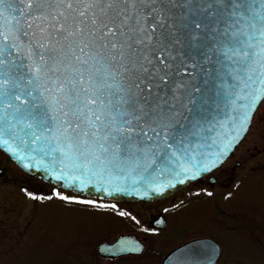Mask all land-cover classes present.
Wrapping results in <instances>:
<instances>
[{"label": "snow or ice", "instance_id": "6c2138e0", "mask_svg": "<svg viewBox=\"0 0 264 264\" xmlns=\"http://www.w3.org/2000/svg\"><path fill=\"white\" fill-rule=\"evenodd\" d=\"M262 105L264 0H0V150L76 189H53L68 206L116 209L84 193L148 197L207 175L264 121ZM31 254L75 253L41 238ZM220 254L193 238L168 256Z\"/></svg>", "mask_w": 264, "mask_h": 264}, {"label": "rangeland", "instance_id": "374dc122", "mask_svg": "<svg viewBox=\"0 0 264 264\" xmlns=\"http://www.w3.org/2000/svg\"><path fill=\"white\" fill-rule=\"evenodd\" d=\"M241 155L247 159L234 164ZM8 168V177L0 178V264H52L55 258L50 254H31L41 238L53 248L71 249L75 254L65 259L72 264H161L168 250L198 234L224 240L225 263L262 264L264 260L259 258V250L264 252L260 247L264 243V121L254 119L232 156L212 173L218 183L211 185L205 178L155 202L117 203L116 209L68 206L53 195V189L65 195L77 193L54 188L13 163ZM25 190L51 199H31ZM205 190L212 195H205ZM119 211L128 215L120 216ZM159 212L168 226L145 231L152 228L148 222ZM121 232L137 233L147 242L145 251L113 260L100 257L97 244L112 241Z\"/></svg>", "mask_w": 264, "mask_h": 264}, {"label": "water", "instance_id": "95a60500", "mask_svg": "<svg viewBox=\"0 0 264 264\" xmlns=\"http://www.w3.org/2000/svg\"><path fill=\"white\" fill-rule=\"evenodd\" d=\"M6 152V151H5ZM7 153V152H6ZM8 154V153H7ZM9 155V154H8ZM10 156V155H9ZM230 156V155H229ZM228 156V157H229ZM11 157V156H10ZM227 157V158H228ZM12 158V157H11ZM23 170H25L26 172L48 182V183H51V184H54L58 187H61V188H64V189H68V190H71V191H74V192H77L76 189H72V188H69V187H66L64 186L62 183H57L55 180H51L49 178H47L44 174L42 173H39V172H35V171H29L27 169H24L22 167V165H20L14 158H12ZM226 160V159H225ZM224 160V161H225ZM219 167V166H218ZM217 167V168H218ZM216 169V168H215ZM213 171V170H212ZM211 172V171H210ZM209 172V173H210ZM202 177V176H201ZM193 182V181H192ZM191 182H187L185 184H180V185H176L170 189H167L164 193H154L148 197H137L134 193H115L113 194L112 197H108L106 194L104 193H100V192H97L96 190H93L92 192H85L84 194L85 195H88V196H93V197H98V198H103V199H110V200H119V201H139V200H146V201H154V200H159V199H163L171 194H173L176 190H179L185 186H187L188 184H190ZM161 221V223L157 224L156 221ZM155 221V224L156 226L158 227H164V225H166V221L165 219L163 218V216H159L158 219ZM197 240L199 241H206L208 243H213L216 245L217 249L219 250L220 247H219V244L217 243V241L215 239H213L212 237H201V238H196ZM193 240V239H191ZM189 240V241H191ZM126 242L128 247L126 248L125 251L121 252V251H111L112 249H117L121 246V242ZM189 241L185 242L184 244L182 245H186L189 243ZM140 245L141 246V251L140 252H135V251H132V247L134 245ZM182 245H179L173 249H176V248H180ZM146 247V242L141 240L140 237L134 233V232H126V233H120L117 235V237L113 240V241H107V240H104V241H101L98 246H97V252L99 255L103 256V257H107V258H115V257H118V256H121V255H127V254H132V255H138V254H141L144 249ZM171 249V250H173ZM170 250V251H171ZM168 251L165 256L163 257L162 259V264H169V259L170 257L168 256V253L170 252ZM218 254H219V251H218Z\"/></svg>", "mask_w": 264, "mask_h": 264}, {"label": "flooded vegetation", "instance_id": "af4514ba", "mask_svg": "<svg viewBox=\"0 0 264 264\" xmlns=\"http://www.w3.org/2000/svg\"><path fill=\"white\" fill-rule=\"evenodd\" d=\"M0 154H1L2 157H4V158L0 157V178H1V179H6V178L8 177V174H9V168H8V166L11 165L12 162H11V160L7 157L6 154H4V153L1 152V151H0ZM211 177H212V178H211ZM230 177H231V174L227 175V178H228V179H229ZM205 178L208 179V181L210 182L211 185H215L216 183H218V181H217V179H218L217 176L212 175V174H210V175H208V176H205L204 178H201V179H200L199 181H197V182H198V183H201L202 180L205 179ZM200 236H203V235H202V234H198V235H194V236H192V237H190V238H193V237H200ZM210 236H212V237H214L215 239H217V241H218L219 244H220V248H223V254H220V258H219V260H216V261H215V264H228V263H225V262H226V258L228 259V255H227L228 251L225 249V243H224V240H223L222 238L218 237L217 235H214V234H212V235H210ZM190 238H188V239H190ZM188 239H186V240H188ZM186 240H184V241H186ZM184 241H182V242H184ZM182 242H180V243H182ZM259 253H260L259 258H263V256H264V252H261V251L259 250Z\"/></svg>", "mask_w": 264, "mask_h": 264}]
</instances>
